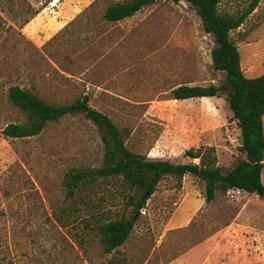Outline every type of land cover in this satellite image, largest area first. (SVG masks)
Listing matches in <instances>:
<instances>
[{"label": "rangeland", "instance_id": "1", "mask_svg": "<svg viewBox=\"0 0 264 264\" xmlns=\"http://www.w3.org/2000/svg\"><path fill=\"white\" fill-rule=\"evenodd\" d=\"M124 1L0 0L2 96L16 85L52 104L86 97L129 152L197 164L184 152L212 147L216 166L230 170L243 155L223 98L170 95L180 85L222 81L210 61L212 36L184 0H155L129 18L103 19L106 7ZM249 1L220 0L217 11L235 14ZM229 36L242 74L263 75L264 0ZM23 120L2 98L0 128ZM102 157L99 134L81 113L49 122L30 138L0 133L1 264H264V197L232 189L206 203L203 182L190 174L163 177L126 241L105 254L94 226L127 215L131 192L118 178L97 179L71 197L64 186L66 173L96 169Z\"/></svg>", "mask_w": 264, "mask_h": 264}, {"label": "trees", "instance_id": "2", "mask_svg": "<svg viewBox=\"0 0 264 264\" xmlns=\"http://www.w3.org/2000/svg\"><path fill=\"white\" fill-rule=\"evenodd\" d=\"M169 1L177 3L181 0ZM184 1L194 10L203 31L212 36L215 47L210 51V61L213 69L223 72V79L218 85L206 87L180 85L172 89L170 95L174 100L223 98L239 129V148L243 155L242 159L224 173L216 166L212 147L184 152L185 157L197 159V164L147 160L129 152L110 119L86 106V97L74 99L69 104H52L16 85L7 86L4 96L0 92V102L4 98L8 106L24 117L22 123L9 122L0 128V133L5 138L24 139L36 136L47 123L77 113L83 114L96 128L103 147L101 166L96 169L71 170L64 175V186L66 196L71 197L80 187L97 179L107 181L118 178L116 180L121 181L124 189L131 192L125 201L127 215L121 214L94 226L99 246L105 254L112 253L126 241L139 210L163 177L180 180L185 174H190L198 178L203 182L206 203L213 200L216 191L224 193L232 189L264 197V184L260 180L264 166V74L253 78L242 74L236 45L229 36L230 31L237 29L251 14L259 0H250L241 12L230 15L218 13L220 0ZM154 2L155 0H127L112 4L105 8L103 19L117 22L133 16L142 7ZM11 3L8 0V4ZM2 21L0 16V22Z\"/></svg>", "mask_w": 264, "mask_h": 264}, {"label": "crops", "instance_id": "3", "mask_svg": "<svg viewBox=\"0 0 264 264\" xmlns=\"http://www.w3.org/2000/svg\"><path fill=\"white\" fill-rule=\"evenodd\" d=\"M126 19V18H125Z\"/></svg>", "mask_w": 264, "mask_h": 264}]
</instances>
